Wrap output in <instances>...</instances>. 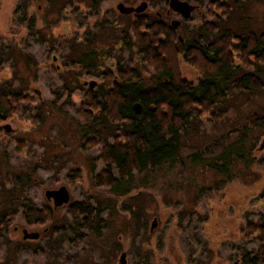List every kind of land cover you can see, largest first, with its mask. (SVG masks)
Segmentation results:
<instances>
[{
    "label": "rangeland",
    "instance_id": "obj_1",
    "mask_svg": "<svg viewBox=\"0 0 264 264\" xmlns=\"http://www.w3.org/2000/svg\"><path fill=\"white\" fill-rule=\"evenodd\" d=\"M210 1L191 0L197 9L183 20L168 11V0H97L91 10H84L77 0H0V95L32 99L23 101L4 122L8 131L0 123V216H15L0 236V264H120L122 253L125 264H228V255L219 251L224 249L219 246L211 252L202 231L205 225L221 232L229 227L224 216L235 213L229 204L223 212L224 202L239 203L240 211L243 203L256 206L264 200V88L242 94L228 90L219 108L221 120L203 118L198 131L189 132L182 159L165 164L153 176L141 174L137 183L147 185L124 197L95 186L94 176L102 170L116 172L93 159L126 123L112 124L99 111L90 119L79 114L87 91L98 101L104 95L86 85L98 79L92 78L84 62L78 63L90 53L96 55L94 61L85 63L103 70L113 61L121 68L129 65L142 86L154 85L153 71L128 46L133 44L132 24L138 14L119 13V3L134 8L146 3L141 15L155 16L174 30L179 46L198 34L200 44L206 46L226 30L241 37L264 34V0H218L227 7L221 19L220 13L215 18L205 13ZM173 20H180L178 29L171 26ZM205 23H216L218 28L207 34L200 30ZM51 53L59 57V71L47 62ZM178 63L182 76L198 83L197 71L184 64L181 55ZM260 65L247 71L242 65L240 72L256 71L264 81V63ZM254 119L262 123L252 126ZM90 140L96 146L87 149ZM241 140L245 158L251 161L249 167L239 164L233 178L190 164L196 153L219 162L222 149ZM60 187L67 189L69 203L89 202L97 210L93 231L67 216L69 203L55 209L46 198V191ZM44 207L52 210V221L42 226L24 224L22 214L27 209ZM243 215H236V223L229 225L242 228L247 221ZM248 218L264 225V210ZM154 219L157 224L150 231ZM24 231L38 238H25ZM212 234L213 239L221 237L216 231ZM250 243L248 248L258 250L256 235Z\"/></svg>",
    "mask_w": 264,
    "mask_h": 264
},
{
    "label": "trees",
    "instance_id": "obj_2",
    "mask_svg": "<svg viewBox=\"0 0 264 264\" xmlns=\"http://www.w3.org/2000/svg\"><path fill=\"white\" fill-rule=\"evenodd\" d=\"M96 2L77 0L84 10L93 9ZM226 11L227 7L218 0H212L205 13L211 18L220 13L221 19ZM217 28L216 23H205L200 30L212 34ZM229 31L226 30L206 46L200 44L199 34L193 36L186 46H179L175 31L161 21L148 24L144 16H141L132 24L134 40L128 46L153 71L155 86H142L137 73L128 65L119 74V85H114L113 90L106 89L103 100L98 101L90 91L85 93V100L79 109L82 117L90 119L93 112L99 111L112 124L126 123L124 129L117 130L112 143L103 145L93 159L96 163L113 167L116 172L113 175L106 169L95 175L93 180L97 188H107L118 197L134 194V190L147 185L146 181L138 184V176L152 175L165 164L182 159L184 145L190 138L189 132L198 131L199 122L203 118L210 116L216 122L221 120L219 108L228 90L241 94L263 90L264 81L256 71L240 72V69L244 67L247 71L248 68H257L264 63V34L241 37ZM179 55L184 64L197 71L198 83L190 82L182 76ZM94 56L91 53L85 55L78 59V63L84 62L85 69L91 71L94 64L85 61H94ZM31 100L28 95H0V123L10 119L23 101ZM135 105L138 111L134 109ZM261 123V120L254 119L251 125ZM95 146L93 140L85 144L87 149ZM244 148L242 140L226 146L219 154V162L206 160L196 153L190 157V164H201L221 177L233 178L234 169H238L237 173L240 171L239 164L244 162L245 167H249L251 160L247 156L245 158ZM136 196H130L129 199ZM127 210L133 212L134 209ZM52 214V210L47 207L29 208L22 214V219L28 226H42L53 220ZM97 215V210L89 202H72L68 205L67 216L72 221H79L88 232L93 231ZM13 221L15 216L12 214L0 216V236L6 233L8 224ZM250 226L259 244V252L255 253L253 264H264V229L258 224Z\"/></svg>",
    "mask_w": 264,
    "mask_h": 264
},
{
    "label": "flooded vegetation",
    "instance_id": "obj_3",
    "mask_svg": "<svg viewBox=\"0 0 264 264\" xmlns=\"http://www.w3.org/2000/svg\"><path fill=\"white\" fill-rule=\"evenodd\" d=\"M141 16H142L141 13L138 15H135V17H137V19H140ZM25 19L26 18H24L23 21H25ZM144 19H145L146 23H147L146 20H148V21H150L151 24H156V17L155 16L153 19H150L148 17L147 18L144 17ZM181 19H183V18H181ZM183 20H187V19H183ZM173 21H175V20H173ZM180 25H181V22H180ZM180 25L177 27V29L180 27ZM27 27L28 26H26V28ZM50 55H51L50 59L47 62L50 63L49 66L52 67V70H53V69H56L58 67L57 62H59V57H57V55H54L52 57L53 53H51ZM51 62H52V64H51ZM46 67H47V65H46ZM103 69L104 68L98 66V64H94V67L91 69L90 73L92 75V78H95L98 80H97V82H96V80L93 81L95 83L92 82L93 83L92 85H89V82L86 83V85H88L90 88H93L94 91L96 90L97 93H99V91L100 92L104 91V94H105L106 89L113 90L114 85H119V82H120L119 74H120V72H123L125 70V68L119 67V63L113 61L112 63H110V68L108 67L106 70H103ZM59 70H60V68L57 71H59ZM109 79L111 81L108 83L107 81ZM82 84H85V83H82ZM35 93H36V91H35ZM25 96H27V95H25ZM134 109L137 110L136 105L134 106ZM89 112H90V110H89ZM92 115H94V112ZM2 127L0 126V130L2 129ZM0 133H2V132L0 131ZM260 198H261V196H260ZM227 204H229L230 208H232L233 212L235 213L231 217L224 216L225 217V223L224 224H226V226L228 225L229 227L228 228L226 227L225 231L221 232L219 228L211 229V226L205 225L203 228V231H202L203 237L205 239H207V241L209 242L211 252L217 251L219 246H220V249L221 248L224 249V250H219V251L223 255H226V256L228 255V258H227L225 263H228V264H253L254 263V255H255V253L257 254L259 252V248H258V250L253 251L252 248H248V245H251L250 241L254 236L252 233L253 230H252L250 225L251 224H257V223H255L253 220L248 218V215L254 214L255 211L260 212L261 210H264V200H261L258 202V204H259L258 208H260V209H256L258 204L256 206H253L250 204L245 206V204L243 203L240 207V208H242V210H240V211L236 210V209H238L239 203H237V202H234V203L233 202H224L223 203L224 206L222 205V207H221L223 212L225 211V208H226L225 205H227ZM217 209H219V208L217 207ZM247 210H249V212H250L249 214L246 213ZM240 212L242 214H244L243 220L245 221V218H246L247 221L244 222V226L242 228L241 227L232 228V226H230L229 224L236 223V221H235L236 215L241 214ZM262 228L264 229V225H262ZM213 231H216V234H221V237L218 239H213L212 238L213 237V234H212ZM227 241H230L233 244H228V243H226Z\"/></svg>",
    "mask_w": 264,
    "mask_h": 264
},
{
    "label": "water",
    "instance_id": "obj_4",
    "mask_svg": "<svg viewBox=\"0 0 264 264\" xmlns=\"http://www.w3.org/2000/svg\"><path fill=\"white\" fill-rule=\"evenodd\" d=\"M116 8L121 14H130V13L140 14L147 9V4L142 2L139 6L134 8V7H126L122 3H119ZM168 9H169L168 11H173L179 14L181 18L188 19L191 17L192 13L195 11L196 5L191 4L185 0H168ZM179 25H180L179 20L172 21L171 23V26L174 29H177ZM93 83L89 82V85H92ZM136 107H137L136 111H138V106L136 105ZM4 127H5V130L7 131L9 130L8 125H5ZM45 196L48 200L53 201V207L55 209L57 207H61L69 203V200H70V195L68 194V191L65 187H60L58 190L46 191ZM156 224H157V221L156 219H154L152 222L150 231L153 230ZM24 234H25L24 235L25 238H33V239L38 238L37 234L26 233V231H24ZM120 264H125V254L124 253H122L120 256Z\"/></svg>",
    "mask_w": 264,
    "mask_h": 264
}]
</instances>
